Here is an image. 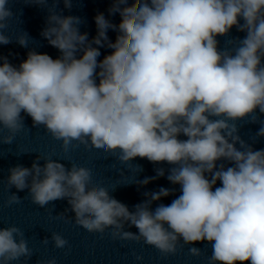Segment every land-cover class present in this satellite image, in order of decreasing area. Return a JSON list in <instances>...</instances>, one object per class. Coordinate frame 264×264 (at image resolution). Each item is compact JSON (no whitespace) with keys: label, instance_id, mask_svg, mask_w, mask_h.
I'll return each instance as SVG.
<instances>
[{"label":"clouds","instance_id":"obj_1","mask_svg":"<svg viewBox=\"0 0 264 264\" xmlns=\"http://www.w3.org/2000/svg\"><path fill=\"white\" fill-rule=\"evenodd\" d=\"M61 2L71 10L73 0H25L46 9L40 35L58 57L30 49L14 65L0 55V145H12L30 117L64 153L80 145L103 150L120 171L135 174L118 185L139 189L165 177L174 187L143 192L130 210L111 195L118 185L97 183L92 168L38 153L31 167L17 164L0 180L9 192L3 206L28 198L54 211L53 202L66 200L68 207L50 218L143 242L162 257L206 241L208 264H264V149L239 134L244 122L259 124L252 142L264 138V0H111L107 11L120 22L97 13L91 39L80 31L81 17L58 9ZM9 4L0 0V45L28 48L26 31L15 40L5 34L15 15ZM233 27L244 37L228 38ZM105 47L111 52L99 59ZM137 158L169 167L137 179ZM171 195L170 204L160 203ZM49 241L70 251L59 233L42 239ZM188 251L202 255L195 246ZM33 255L20 227H0V264H27Z\"/></svg>","mask_w":264,"mask_h":264}]
</instances>
